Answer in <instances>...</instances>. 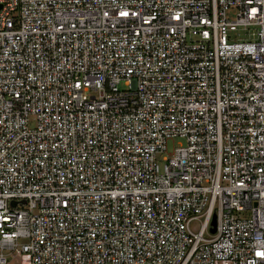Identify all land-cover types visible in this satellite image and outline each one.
Wrapping results in <instances>:
<instances>
[{
	"label": "built area",
	"instance_id": "built-area-1",
	"mask_svg": "<svg viewBox=\"0 0 264 264\" xmlns=\"http://www.w3.org/2000/svg\"><path fill=\"white\" fill-rule=\"evenodd\" d=\"M13 255L264 264V0H0Z\"/></svg>",
	"mask_w": 264,
	"mask_h": 264
},
{
	"label": "rangeland",
	"instance_id": "rangeland-1",
	"mask_svg": "<svg viewBox=\"0 0 264 264\" xmlns=\"http://www.w3.org/2000/svg\"><path fill=\"white\" fill-rule=\"evenodd\" d=\"M227 15H228L229 18H233L232 12L228 13ZM240 38L246 39L247 37H246V35L242 34L240 36ZM176 142L177 141L168 143L169 153H172V149L176 145ZM180 143H183V142L180 141ZM9 264H29V258H28L27 255H13L9 259Z\"/></svg>",
	"mask_w": 264,
	"mask_h": 264
},
{
	"label": "water",
	"instance_id": "water-1",
	"mask_svg": "<svg viewBox=\"0 0 264 264\" xmlns=\"http://www.w3.org/2000/svg\"><path fill=\"white\" fill-rule=\"evenodd\" d=\"M20 204L24 205V202L22 201V202H20ZM16 205H17L16 202H12L11 203V207H15ZM211 225L213 226V229H211V231L214 232L215 231V229H214V226H215V217H213V220L211 222Z\"/></svg>",
	"mask_w": 264,
	"mask_h": 264
}]
</instances>
